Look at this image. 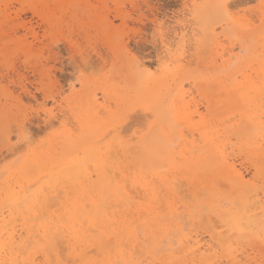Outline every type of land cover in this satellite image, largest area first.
<instances>
[{
  "label": "bare ground",
  "instance_id": "6f19581e",
  "mask_svg": "<svg viewBox=\"0 0 264 264\" xmlns=\"http://www.w3.org/2000/svg\"><path fill=\"white\" fill-rule=\"evenodd\" d=\"M55 1L56 0H53V2ZM198 1L199 0L191 1V4L192 2L194 4L193 9V5L192 7L190 6L191 8L188 5L185 6L186 13L184 15L182 14L183 17L177 18L176 20L173 18L175 22L171 24L175 23V25L172 26L175 29L173 32L171 31L172 33L169 32L171 29L168 31L164 29L161 35L162 37H160L162 38L161 41L164 43L165 52L169 56L167 59H170V62H162L159 68L152 72L143 68L145 65L143 61V64L138 62L139 64H137L136 67H133L127 61L128 68L126 69L129 70V75L131 77L130 85L135 92L136 101L146 107L154 108L157 112L158 122L155 127L161 130V136H165L166 140L168 139V141H163L165 143L163 149L158 148V150L154 149L153 151L152 146L154 147L153 144H156L157 141H151L148 138L149 136L144 137L140 145L129 143L124 137L119 136V132H116V134L114 133V136L108 138V132L116 130L117 125H114L116 119H103L100 115L103 110L109 111L107 108L108 104L110 105L111 103H108V100H110V87L108 90L107 88H105V90L103 88V91L101 90L103 101L99 99L101 97L98 98L99 94L97 92H92L93 95L90 97H88V95L86 96L88 97L87 100H85L87 101V105L84 104L85 101L82 103L86 106L87 111L85 110L86 113L83 112L82 114H78V117L76 116V121L74 123L75 127L70 126L68 121L61 117L64 113V109L62 108L63 103L67 106V103L70 102L67 98L68 96L62 97L61 92L58 93V95H51L53 96L52 101L53 104H55L54 107L48 109L47 103L42 106V114H45L48 120L51 119L52 124L57 122L53 121L57 120L54 118L61 117V132L60 134L58 133L59 135H56L57 137H55V132L53 136L55 138L49 141L48 146H44V148L41 147L42 149L39 148V150H35L34 148L28 153L26 152L23 163L17 168L10 169L11 172L9 171L10 174L8 173L7 179H1L2 181H0V264L53 263V261H51L52 258H49L47 248L50 249V252L52 250V253H56L55 257L58 259V264H65L59 259L58 243L60 241L62 244L64 243L63 245L70 251L71 256L74 258V260H71L75 261V264H119V262H122V264H146L144 263L145 258L140 260L138 258L140 256L137 255L141 254V251L145 252L147 245L149 247L153 237L157 239L153 240V242L155 243L156 241L157 244H155L161 247L166 240L170 239L169 236L172 232H177L176 234L180 235L178 237L176 236V240L171 238L172 240L170 239V241H168H172L173 245L178 242L182 247H184V244L188 245V247L186 246L187 253L192 255L191 259L193 262L194 260H199V258L204 259L208 257L210 255L209 252L214 250V245H212V243L203 244L198 235H194L195 233L183 232L184 229H186L185 225L189 223V221L185 222V217L189 215L185 216L184 214L187 211V208L184 207H187L186 205H188L189 202L187 201L185 203L183 200L177 201L176 197L179 194H177L176 183H180V179H184V181L187 179L194 185L191 187L192 185L190 184L191 188H197L199 185H213L211 184L212 181L222 180L227 182L232 189L236 190L235 193L238 192L239 197L241 196L240 193H243L244 190L248 191V188L253 186L252 180L248 179L242 168L238 167L239 165H237L236 159L232 157L231 152L235 151V146L238 143H245L247 139H251L255 126L253 125L254 127L250 128L252 133L248 130L249 128L245 126L246 123L247 125L248 123L255 124L259 127L261 132H263L262 130L264 129V0H261L262 5L259 10L260 14H255L253 17H249L250 11H248V9L242 8L251 0H203L200 3ZM49 2L50 1H48L47 5L51 4V2L50 4ZM53 2L52 6L54 5ZM66 2H69V0L55 2L54 8L57 9V5L63 7ZM214 4H217V6L223 10L224 18L218 20L213 18L210 8ZM32 6L34 7L36 5ZM39 8L37 7V10ZM46 9L47 10L43 11L45 15L44 18L46 17L51 21L53 26H56L58 23L56 17L59 15H57L56 12L59 11L54 9V11H56L54 13L56 14H53V12H50L52 10L51 8L47 6ZM57 10H60V8ZM43 12L41 13L43 14ZM123 12L124 11H122L120 15L118 14L122 18H124L122 14L125 13ZM67 13L65 14L67 15ZM96 15L98 18L97 26L102 28V30L104 29V31L110 35L115 51L122 56V54L127 51H125L123 47L124 44H121L120 37L117 36V29H114L112 23L101 15V13H97ZM65 16L62 18L64 19ZM192 17L196 19V21L199 20L201 27H193V23H191L193 20ZM64 20L61 22L63 23ZM258 21L260 22L259 25L257 24ZM164 23L165 21L163 22V28H165ZM229 23H233L237 27L235 34L230 35V33L225 31ZM159 25L161 24L159 23ZM23 27H25V25ZM28 30L30 31L31 29L28 28ZM199 30L204 34V39L202 41L198 35L195 37ZM256 33L258 34L257 42H255V44L254 42L252 44V41L248 43L252 44V46L245 44V42H241L240 39L242 37L251 38V36H255ZM158 35H160V33ZM198 37L199 40L196 42L197 44L200 43V41L206 44L207 41L211 42L213 54L209 61L212 60L214 63H218L220 67H222V70H226L230 65L238 63L234 69L227 70L219 77L213 78L216 82L219 81L220 83L219 88L223 90L220 91V93H226V98L223 99V103L228 102L229 109L232 110L227 116L224 115L225 117L223 116L224 118L222 119V116L219 115L218 118H220V120L214 116L218 121L213 122L212 120L213 123L211 122V124L208 123L209 121L207 122L206 116L202 112V107H205L206 112L208 111V114H211L212 108L214 107L213 105H215L216 102L213 104L214 98L208 99L207 94L206 96L200 93L201 97L199 99L196 97L197 95H194L200 79H198L199 77L189 74L188 66L193 60L190 61L191 59L188 58V55H185L186 51H184L186 44L189 43V45H192V41L194 42ZM260 47L262 48L261 50H259ZM200 53L202 52L200 51ZM242 55H249V57L242 63H239L240 59L243 57ZM130 57L127 56V58ZM133 58L134 57H132V59ZM187 58L189 60L186 62ZM128 60H131V58ZM209 61L206 62L208 63ZM121 65L125 64L122 62ZM146 66L149 67L147 63L145 67ZM121 67L125 68L126 66ZM215 68L217 69L218 67L215 65ZM125 71L122 72L124 73ZM122 72L118 71V73ZM120 76L123 75H119V77ZM111 79L112 78H110V80ZM49 80H52V78ZM121 80L119 81L121 82ZM86 82L88 83V79ZM87 83L84 85L82 82L81 84L86 86ZM89 84L87 86H89ZM105 84H108V81L107 83L105 82ZM95 85L99 88L97 83ZM173 85L175 88L172 92L175 90L176 92L173 94V99L170 102V104H172L170 111L173 115V118L171 117L172 124L174 123L175 127L170 122L169 124H165L168 118H166V115V119L163 118L167 110L164 106V97L171 93ZM87 86L85 88H87ZM88 89L90 88L88 87ZM84 92H82V94ZM73 93H75V91ZM76 94L78 95V93ZM116 94L115 92L114 95ZM73 96L76 95L73 94ZM123 96L125 95L122 94V97ZM118 97L123 101L122 97L119 95ZM204 98H206V100ZM128 100L129 99L126 101ZM130 100L134 99L131 98ZM130 100L129 102H131ZM246 100H249V102L246 103ZM238 101H243L245 106L239 102L242 107H238ZM217 102V104L220 105L219 102H221V100L219 101L218 99ZM125 104L127 106V102ZM69 105L68 103V106ZM111 106H113V104L110 105V107ZM112 108H114V106ZM115 108V110H120V108L118 109L116 106ZM61 112L63 113L59 117V113ZM116 113L118 114V111H116ZM112 114L113 111L111 115ZM238 116H240L239 119ZM5 120L6 122L9 121V116L7 114L4 123H6ZM123 120L124 119H119L117 122L121 124ZM112 123L114 124L112 125ZM27 125L25 130H27ZM166 126L168 127L166 128ZM176 126L179 127V131L176 129ZM21 128L24 129V126L22 125ZM230 128L235 129L230 131ZM170 130L175 131L172 133L173 135L168 133ZM24 131L21 130L22 136L25 134ZM97 131L98 134L92 137ZM152 132L153 131H151V134ZM28 134H30L29 131L25 135L27 136ZM151 134L150 136L154 133ZM242 134L243 136L241 137ZM10 135H7L8 140L14 138ZM254 135L252 138L253 141H255L256 137L259 135L261 138L260 141L264 144V133L260 134L259 132L256 137ZM235 139H237V141ZM252 143L253 142H251V144ZM210 148L211 150L214 149L216 154L211 156L206 155L211 151L209 150ZM261 150L263 151L264 147H261ZM130 158L133 159L132 162L137 164L139 168L138 173H134L132 169H130V167L133 168L129 166L131 164H124L127 159L131 160ZM166 165L168 166V171L166 170ZM147 169H151V172L147 173ZM161 169H164V173L160 171ZM205 190L209 191V188H205ZM205 190L203 192H205ZM215 191L218 190L216 189ZM62 192L65 193L63 197L61 196ZM194 192L193 194L197 193ZM226 192H223L224 195ZM209 194L211 193L205 194V197ZM227 194L228 192L226 195ZM224 195L221 194L220 196ZM196 196L197 199L199 198L200 200L201 197L198 196V193ZM220 196L218 195V198ZM259 196L260 193L257 194V197ZM214 197L213 194V198ZM244 197L246 196L243 194V198ZM62 198L64 199L59 204H53V199L60 200ZM225 198L221 200L217 199L210 203L217 209V215L218 213L221 215L226 213L223 217L226 216V223L233 231L238 233V241L263 242L264 198H258L257 200V203H261V217L257 216L256 212H250L247 209L243 211L239 209V211L234 212L232 208H226L224 211L225 205H232L229 202L233 201V196L227 203H224L226 202L224 201L226 200ZM243 198L242 200L245 199ZM194 199L196 200V198ZM201 200H203L204 203V199ZM194 203L196 204V202ZM203 203H201V205ZM109 204L110 206L115 204L118 207V204H121L122 208L120 209L119 207L118 210H116L115 208L117 207H114V209L112 207V210L109 211L108 209L111 208L107 207ZM195 204L193 205L194 207H192L194 209L196 206ZM234 205H237V203H234ZM234 205L233 207L235 209ZM165 209H168L169 212L163 214ZM220 210L224 212L222 213ZM203 211L205 210H202L201 214L203 213V215L201 216L202 219L204 218L205 220V212ZM187 214H190V212ZM170 216L173 218L171 219ZM200 220L201 219L196 221ZM205 222L207 223L209 220ZM134 223H138L144 227V236L138 234L136 227L133 226ZM213 227H210V224L208 225L209 230ZM139 230H141L140 226ZM142 231L144 232V230ZM178 231L181 233H178ZM211 231H213V229H211ZM214 231L212 232L213 234L216 233ZM95 233H98L99 236ZM213 234H211V238L214 237ZM149 238L151 240H149ZM158 241H160L161 244L160 242L158 243ZM219 241L226 253L231 255L232 240L222 238L219 235ZM61 242L59 244L60 248L61 246L63 247ZM153 242L151 244L154 246ZM109 245H111V247H109ZM215 245V247H217L216 243ZM37 247L39 248L35 249ZM63 248L61 249L64 251ZM149 248L151 250L146 249L148 252H153L155 250L158 253L159 248ZM94 249H97L99 254L97 253V256L87 257ZM144 252L142 253L143 256L147 254ZM39 253L45 259L43 262L38 259ZM148 256L151 257V255H147V258H149ZM173 256L178 257L171 254L170 261H174ZM146 260L148 261V259ZM73 261H71V263ZM157 262L158 261L154 259L153 262L149 264H157ZM195 262L197 263V261ZM195 262L194 264H196ZM215 264L217 263L215 262ZM234 264L241 263L234 261Z\"/></svg>",
  "mask_w": 264,
  "mask_h": 264
},
{
  "label": "rangeland",
  "instance_id": "374dc122",
  "mask_svg": "<svg viewBox=\"0 0 264 264\" xmlns=\"http://www.w3.org/2000/svg\"><path fill=\"white\" fill-rule=\"evenodd\" d=\"M48 1L51 2V4L49 2L50 5H47ZM191 1L192 0H99L98 2V0H69V2H66L63 7L56 4L58 7L57 6L55 7H57V9L60 8V10H57L56 8H54V5H55V2L56 3L60 2V0L59 1L56 0L55 2H53V0H42V2L41 0L40 1L39 0H27V1L21 0L22 3L20 2V0H0V160H1L0 161V181H2L1 179L3 180L7 179V176L11 172L10 169L17 168L23 163V160L25 159V156H26V152L28 153L29 151H31V149L33 150L34 148L35 150H39V148L42 149L41 147L44 148V146L45 147L48 146L49 141L57 137L56 135L60 134L62 119L67 120L70 126L75 127L74 123L76 121V116L78 117L79 116L78 114L80 113L82 114L83 112L86 113L85 112L86 106L84 104L87 105V101L85 100H87L88 97L92 96L94 92H97L99 94L98 98L101 97L99 99L102 100L103 98L101 95H102L103 88L104 90L105 88H107L108 90V88L110 87L109 88L110 89L109 90L110 100H108V103L111 102L110 105L113 104L114 108H112L113 106L110 107V105L107 103L108 104L107 109H109V111L103 110L102 114L100 113L101 114L100 116L103 119L104 118L116 119L115 124L112 123V125L113 124L117 125L115 131L108 132V135H109L108 138L114 136L113 135L114 133L116 134V132H119L120 133L119 136L124 137L125 140H127L129 143L140 145L142 143V139L146 136L147 137L149 136L148 138L151 141H157L156 144H153L154 147L156 148L152 146L153 151L154 149L158 150V148L163 149L165 145L164 142L168 141V139L166 140L165 136H161V130L155 127L158 122L157 112L154 108L146 107L143 104L136 101L135 92L132 86L130 85L131 77L129 75V70L126 68H128V62L133 67H136L137 64H139L140 62L142 63L143 61V63L145 62V65L146 63L147 65H149V67L148 66L145 67L144 65L143 68H146L154 72L159 68L162 62L164 61L170 62V59H167L169 56L165 52L164 43L161 41L162 38L160 37H162L161 35L164 32V29L167 31L171 29L169 30V32L170 33L173 32L175 28L172 26H174L175 23L174 24H171V23L175 22L177 18L179 19L183 17V15L186 13L185 6L188 5L189 7L190 6L192 7L193 5L192 9L194 8V4L193 2L191 4ZM202 1L203 0H199L198 2L200 3ZM229 1H238V0H229ZM52 2L54 4L53 6H52ZM68 4L71 6H69ZM32 5H36V6L33 7ZM261 5H262L261 0H251L247 2V4L242 8L248 9V11H250L249 17H253L255 14L256 15L260 14L259 10H260ZM44 6H45V9H44ZM47 6L48 8L52 9V10L48 9V10H51L50 12H53V14L57 13V15L59 14L58 17H56L57 22L59 24L57 23L56 26H53L51 24V21L48 20L46 17L44 18L45 15L43 11L47 10L46 9ZM37 7L38 8L40 7V8L37 10ZM72 8H73V11H72ZM33 9L35 10V12ZM54 9H56V11H59V12L54 11ZM210 10H212V16L214 19L216 18L218 20V19L224 18V15H223L224 12L219 6H217V4L212 5ZM122 11L125 12V13L123 12L124 14H122L124 15V18L119 16ZM41 12H43V14ZM65 13H67V15ZM97 13H101V15H103L108 21L112 23V27L114 29H117V36L120 37L121 44L122 45L124 44L123 47L125 48V51H127V52H124L122 56L118 52L115 51L110 35H108V33L104 31V29L102 30V28H99L97 26V23H98V18L96 15ZM37 14L39 15V17ZM64 16H65L64 18L65 20L62 18ZM173 18H175V20ZM192 19L193 20L191 21V23H193V27H197V28L201 27V23L199 22V20L196 21V19H194L193 17ZM62 20H64L63 23L61 22ZM164 21H165L164 23L165 28H163ZM159 23L162 26L159 25ZM257 24L259 25L260 22L258 21ZM24 25L25 27H23ZM26 27H28L31 30L29 31L28 28ZM53 27L57 28L58 30L54 29ZM160 27L161 29L162 28L163 29L161 30ZM236 28L237 27L235 26V24L229 23V25H227V27L225 28L226 29L225 31L227 33H230V35H232L236 33ZM159 33L160 35H158ZM197 35L201 38V41L204 39V34L202 33V31L199 30L198 33L195 35V37ZM257 36L258 34L256 33L255 36L253 37L251 36V38L242 37L240 40L241 42H245V44L252 46L253 42L254 44L255 42H257V39H258ZM199 37L198 39L196 38L197 41L196 39L194 42L192 41V45H189V43H187L184 51H186L185 55L186 56L188 55L189 56L188 58L191 59L190 61L193 60L192 63L190 62L192 65L190 64L191 66L190 65L188 66L189 74L195 77H199L198 79H200L199 84H198L199 89L198 88L196 89L197 92L195 91L194 95L195 96L197 95L196 97L199 99L201 97L200 93L204 95L207 94L208 99L214 98L213 104H215V102L217 104L218 99L219 101L221 100V102H219L220 105L219 104L213 105L214 107L212 108L211 114L210 113L208 114V111L206 112V108L202 107V110H203L202 112L205 114L207 122L209 121L208 123L211 124L212 120L213 122L220 120V118H218L219 115L222 116L221 117L222 119L225 117L224 115L227 116V114L232 110V109H229L230 107H229L228 102L223 103V99L226 98L225 97L226 93L225 94L220 93V91H223L221 88H219L220 83L219 81L216 82L213 78L217 76L219 77L221 74H224V72H226L227 70L234 69L238 65V63L230 65L229 68L228 67L226 68V70H222V67H220L218 63L216 64L212 60L209 61V59H211L212 54H213L212 53L213 51L211 48L212 46L210 44L211 42L207 41V44H206L200 41V43L197 44L196 42H198ZM250 41H252L251 42L252 44H248ZM202 46H203V49H202ZM206 48H209V49H206ZM261 49L262 48L260 47L259 50ZM200 51L203 54L200 53ZM127 56L131 58L132 62L131 60H128L130 58H127ZM244 56H243L244 58L242 57L240 59L239 63H242L243 61L247 59V57H249V55H244ZM132 57H134L135 59L134 58L132 59ZM188 58L186 59V62L189 60ZM121 61L125 65H121L122 63ZM206 61H209V62L207 63ZM215 65L218 67L217 69L215 68ZM121 66H124V67L126 66V67L123 68ZM121 70L125 72L123 73ZM118 71L122 73H118ZM119 75H123V76L119 77ZM121 77H122V80H121ZM50 78H52V80H49ZM110 78L112 79L110 80ZM87 79H88V83L86 82ZM119 80H121V82ZM107 81H108V84H105V82L107 83ZM82 82L84 85L85 83H87V85L90 82L91 83L89 84V86L86 85L87 88H85L86 86H83V84H81ZM211 82L214 84H212ZM96 83L97 85H99V88L98 86L95 85ZM112 84L114 88L112 87ZM88 87L92 91L88 89ZM174 88L175 86L173 85L171 93L164 97V100H165L164 106L166 107L167 110L165 114L163 115V118L166 119L168 117L167 121H165V124H169V122L172 124L171 117L173 118V115L171 114L172 112L170 111L171 110L170 107L172 105L170 104V102L173 99V94H175L176 92V90L172 92ZM74 91L75 93H73ZM81 91L82 92L85 91L86 93L84 92L82 94ZM60 92H61L62 97L68 96L67 98L70 101L68 103L70 105L68 106V103H67V106H66V104L63 103L62 108L64 109L63 111L64 113L63 112L59 113V117L63 113L62 114L63 116L61 115V117L63 118L62 119L61 117L54 118L57 120H53L52 118L54 122L57 121L55 123L53 122L54 124H52L51 119L48 120V117L45 116V114H42L43 113L42 106H44V104L47 103L48 109L54 107L55 104H53V101H52L53 96L51 95H54V94L58 95V93ZM115 92L117 93L116 95H114ZM76 93H78V95ZM73 94H75L76 96H73ZM122 94L125 96L122 97ZM87 95L88 97H86ZM118 95L122 97L123 101L119 99ZM131 98L134 100H130ZM127 99H129L131 102H129V100L126 101ZM204 99L206 100V98ZM126 102H127V106L125 104ZM136 102L139 104H137ZM239 102L242 103L243 106H245L243 101H238L237 105L239 104ZM247 102H249V100H246V103ZM115 106L118 109L120 108V110H115L116 109ZM238 107H242L241 104H239ZM112 109H114L115 111ZM77 110H79L80 112ZM112 111H113V114L115 115V118L113 114H112L113 117L111 115ZM116 111H118V114L116 113ZM166 113H168L169 116ZM6 114L9 116V121L6 122L5 120L6 123H4ZM110 115L112 118L110 117ZM165 115H166V118H165ZM214 116H216L218 120L215 119ZM239 118L240 116H238V119ZM119 119H124L123 123L121 124L118 123L117 120ZM22 125L24 126V129L21 128ZM26 125H27V130H25ZM172 125L175 127L174 123ZM253 125L255 126L254 133L250 129L254 127ZM245 126L249 128L248 130H250L253 133V135L255 134L254 135L255 137L258 135L259 132L260 134L264 133V129L263 130L261 129L263 131L261 132L259 127L253 123L252 124L248 123V125L246 123ZM167 127L168 126H166V128ZM176 129L178 130L179 127H177ZM234 129L235 128H232V129L230 128V131H233ZM21 130L22 131L25 130L24 131L25 134H27L29 131L30 134H28L27 136L24 134L22 136ZM151 131H153L152 132V134L154 133L153 135L151 134ZM173 132L175 131L170 130L168 133L173 135L172 134ZM54 134H55V137H53ZM97 134H98V131L94 133L92 137H95ZM150 134L152 136H150ZM7 135L13 136L14 138H11V140H8ZM30 135L32 136V139ZM253 135L251 136V139L249 140L247 139V142L245 143L242 142L243 144L238 143L236 145L237 147L235 146L236 148L235 151L231 152L232 157L236 159L235 161L237 165H239L238 167L242 168L247 178L252 180L253 182V186H251L252 188L249 187L248 191L244 190L243 193H240L242 197L241 196L239 197V193L238 192L235 193L236 190L232 189L231 186L227 182L222 181V180L212 181L211 184L213 185H207V184L199 185L197 188L195 187L191 188L194 185L192 184L191 181L187 179H185V181L184 179H180L181 182L176 183V186H177L176 188L178 191L177 194H179L176 197L177 201L183 200V202L185 203L187 201L189 202L188 205L185 204L187 207L183 206L184 208H187L186 213H184L185 216L189 215L185 217V222L189 221V223L185 225L186 229H184L183 232L185 233L192 232L193 234L195 233L194 235H198V237L202 240L203 244L212 243V245H214L213 246L214 250H211L209 252L210 255L208 257L204 259L199 258V260H194V262L197 261V263L195 262L196 264H215V262L217 264H225L226 262H227L226 264H234V261H238L241 264H246V263L247 264H263L264 263V241L263 242L238 241V233L236 231H233L230 228V226L226 223V218H225L226 216L223 217L224 214L226 213L222 215L218 213V215H220L218 216L216 213L217 209L213 207L210 203L211 201H216L217 199H220V200L224 199L226 196H227L225 198L226 200H224L226 202L224 203H227L230 201V198L233 196L232 198L233 201L229 202L232 205L231 206L229 204H227L228 206L225 205L224 211L226 208H232L234 212L239 211V209L242 211L247 209L250 212H256L257 216L261 217L262 215V213L260 212L261 203L260 202L257 203V200L258 198H264V150L263 151L261 150V147H264V144H262V142L260 141L261 138L259 135H258L259 137L257 136L256 139L254 138L255 141H253L252 140ZM242 136L243 134L241 135V137ZM235 140L237 141V139ZM250 140L251 142H253L252 144ZM249 143L251 144L252 147L250 146ZM209 150H211V148ZM215 152L216 151L212 149L206 155L211 156L213 154H216ZM248 157L250 158V160ZM130 159L131 160L127 159V161H125L124 164L125 165L131 164L129 166H132L133 168L130 167V169H132L134 173H138L139 168L137 164L135 162H132L133 161L132 158ZM163 170L161 169L160 171L163 172ZM166 170L168 171V166ZM146 172L150 173L151 169H147ZM205 188L206 189L209 188V191L205 190ZM216 189L218 191H215ZM204 190L205 192H203ZM192 191L193 192L195 191L198 193V196L201 197L200 200L199 198L197 199V196H196L197 193L193 194ZM226 191L228 192L227 195H226L227 193ZM209 192L211 194L207 195L208 197L207 196L205 197V194ZM223 192H226L225 193L226 196L224 195ZM259 193H260V196L257 197V194ZM64 194L65 193L62 192L61 196L63 197ZM213 194L216 198L215 197L213 198ZM221 194L224 195L225 197L220 196ZM243 194L246 196L244 197L245 199L243 198ZM218 195L220 196L219 198H218ZM194 198H196V200ZM242 198L244 200H242ZM63 199L64 198L60 200L53 199L52 202L53 204L55 203L59 204ZM201 199H204V203H203V200ZM194 202H196V204ZM193 203L196 205L195 209L192 208L194 207ZM201 203L203 204L201 205ZM234 203L235 204L237 203V205H234ZM118 205L121 209L122 205L121 204H118ZM233 205L235 206V209ZM107 207L109 208L111 207L110 209H108L109 211L112 210V207L113 209L114 207H117L115 208L116 210H118L119 208L115 204L111 206L109 204V206ZM162 208H165V207H162ZM203 209L205 210L203 212L207 214L206 215L204 213L205 218H206L205 220L204 218L202 219V216H201L203 215V213L201 214ZM196 210H197V213H196ZM220 211L222 213L224 212L222 210ZM167 212H169V210L165 209L163 211V214ZM189 212L190 214H187ZM191 217L193 218V220ZM172 218L173 217H171V219ZM199 219L201 220L196 221ZM207 220H209V222H211L212 224L209 222L206 223L205 221ZM208 223L210 224V227L214 226L211 229H213V231L215 230L214 231L216 232L215 234L212 233L213 231H211V229L209 230ZM137 224L138 223H134L133 226L136 227L138 234H140L141 236H144L145 235L144 227L139 224L137 226ZM205 224L207 227L205 226ZM139 226L141 230H139ZM142 230H144V232ZM179 232L180 231H178V233ZM176 233L177 232H172L169 238L170 239L173 238V240L174 239L176 240L177 237L180 235V234L177 235ZM95 234L99 236L98 233H95ZM211 234L214 235L213 238H211ZM218 234L222 238L232 240L231 242L232 254L231 255H228V253H226V251L223 249L221 242L219 241ZM159 238L163 239L162 237H159ZM155 239L156 238L153 237L150 244ZM170 239L168 240L170 241ZM149 240L151 239L149 238ZM168 240H166L162 244L163 246L161 245L162 248L156 245L157 244L156 241H155L156 244L153 242L154 246L156 245L155 248L157 247L159 248L158 253L155 250L153 252H148L147 251L148 249L151 250L149 247L154 248L153 244L150 245L148 243L149 247L147 245V248H146L147 250L145 249V252L147 254L143 256L142 253L144 251L143 252L141 251V254L137 255V256H140L138 258L140 260H143L145 258L144 263L146 264L152 263L154 259L158 261L157 264H160V263L161 264H165V263L166 264H186L188 260L192 258V255H189L187 253L188 245L184 244V247H182L178 244V242H176L173 245V242L172 241L169 242ZM60 242L58 243V246H59L58 254L60 256L59 259L61 260V262L65 264H75L74 263L75 261H73L74 260L73 256H71L68 248L66 249L65 245H63L64 243L62 244L61 242V245L65 247L63 248L61 246V248H63L64 251L60 248V245H59ZM159 242L160 241H158V243ZM214 242L217 244V247H215L216 245ZM109 247H111V245H109ZM38 248L39 247L35 249H38ZM254 248H255V251H254ZM47 250L49 253V258H52V260L51 259L50 260L53 261V263L47 262V264H58V259L55 257L56 253L55 252L52 253V250L50 252L49 251L50 249L48 248ZM94 250L97 252H95ZM94 250L90 252L87 255V257L97 256L99 254V251L97 249H94ZM171 254L178 256V257L173 256L174 261H170ZM147 255H151V257L148 256L149 258H147ZM38 257H39L38 258L39 261L42 260L43 262L45 260L44 257H42L40 253ZM146 259H148V261ZM71 261L73 262L71 263ZM175 261L178 263H176ZM191 261L192 259L189 260L187 264H194V262L192 261L193 262L192 263ZM119 264H122V262L121 263L119 262Z\"/></svg>",
  "mask_w": 264,
  "mask_h": 264
}]
</instances>
